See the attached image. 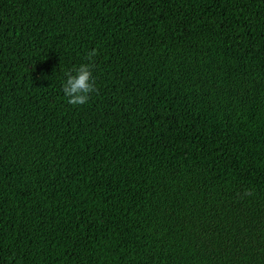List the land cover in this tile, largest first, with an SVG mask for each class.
Returning a JSON list of instances; mask_svg holds the SVG:
<instances>
[{
	"label": "trees",
	"instance_id": "16d2710c",
	"mask_svg": "<svg viewBox=\"0 0 264 264\" xmlns=\"http://www.w3.org/2000/svg\"><path fill=\"white\" fill-rule=\"evenodd\" d=\"M0 264H264V0H0Z\"/></svg>",
	"mask_w": 264,
	"mask_h": 264
},
{
	"label": "clouds",
	"instance_id": "9594fccd",
	"mask_svg": "<svg viewBox=\"0 0 264 264\" xmlns=\"http://www.w3.org/2000/svg\"><path fill=\"white\" fill-rule=\"evenodd\" d=\"M94 55V52L89 53V58ZM62 91L71 105H86L91 99L92 94L97 91L92 64L82 63L78 67L65 72L62 81ZM246 194L251 195V192Z\"/></svg>",
	"mask_w": 264,
	"mask_h": 264
}]
</instances>
